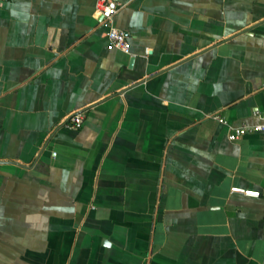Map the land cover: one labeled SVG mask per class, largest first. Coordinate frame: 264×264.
<instances>
[{"label": "crops", "instance_id": "0c3cea01", "mask_svg": "<svg viewBox=\"0 0 264 264\" xmlns=\"http://www.w3.org/2000/svg\"><path fill=\"white\" fill-rule=\"evenodd\" d=\"M121 2L0 0V264H264V0Z\"/></svg>", "mask_w": 264, "mask_h": 264}, {"label": "built area", "instance_id": "2783aa9c", "mask_svg": "<svg viewBox=\"0 0 264 264\" xmlns=\"http://www.w3.org/2000/svg\"><path fill=\"white\" fill-rule=\"evenodd\" d=\"M121 0H96V12L101 17V24L106 29L108 37V46L110 48H119L125 52H130L131 42L128 34L115 24V16L123 7ZM264 118V117H263ZM73 125L81 126L83 118L80 114H76L70 117ZM264 129V124L262 125ZM250 130L248 127L236 128L232 133V138L237 139L247 133ZM233 191L245 193L248 195L259 196V190L246 189L240 186L233 187Z\"/></svg>", "mask_w": 264, "mask_h": 264}, {"label": "water", "instance_id": "95a60500", "mask_svg": "<svg viewBox=\"0 0 264 264\" xmlns=\"http://www.w3.org/2000/svg\"><path fill=\"white\" fill-rule=\"evenodd\" d=\"M250 31H251V28H248V29L244 30V32H250Z\"/></svg>", "mask_w": 264, "mask_h": 264}]
</instances>
